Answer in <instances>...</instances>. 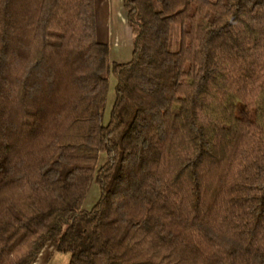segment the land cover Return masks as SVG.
Returning a JSON list of instances; mask_svg holds the SVG:
<instances>
[{
    "label": "trees",
    "instance_id": "trees-1",
    "mask_svg": "<svg viewBox=\"0 0 264 264\" xmlns=\"http://www.w3.org/2000/svg\"><path fill=\"white\" fill-rule=\"evenodd\" d=\"M123 1L0 0V264H264V0Z\"/></svg>",
    "mask_w": 264,
    "mask_h": 264
},
{
    "label": "rangeland",
    "instance_id": "rangeland-1",
    "mask_svg": "<svg viewBox=\"0 0 264 264\" xmlns=\"http://www.w3.org/2000/svg\"><path fill=\"white\" fill-rule=\"evenodd\" d=\"M119 8L124 13L125 28L121 34L114 18V11ZM95 14L97 21V35L100 42H107L110 45L109 63H125L133 58V31L127 20V12L123 0H95ZM116 77L110 74V89L107 98L105 120L108 122L112 106L115 101ZM105 155L101 154L100 163L105 161ZM100 195L99 186L93 184L87 198L84 201L83 209H91L97 202ZM70 253L59 252L57 244L50 242L41 252L35 264H69Z\"/></svg>",
    "mask_w": 264,
    "mask_h": 264
},
{
    "label": "bare ground",
    "instance_id": "bare-ground-1",
    "mask_svg": "<svg viewBox=\"0 0 264 264\" xmlns=\"http://www.w3.org/2000/svg\"><path fill=\"white\" fill-rule=\"evenodd\" d=\"M114 13H115L114 18L116 21V25L120 33L122 34L125 28L124 13L121 10H119V8H116Z\"/></svg>",
    "mask_w": 264,
    "mask_h": 264
}]
</instances>
